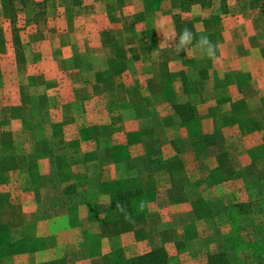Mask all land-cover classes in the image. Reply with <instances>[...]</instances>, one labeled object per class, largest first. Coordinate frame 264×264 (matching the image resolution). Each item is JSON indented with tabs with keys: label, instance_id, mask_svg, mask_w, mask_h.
I'll return each mask as SVG.
<instances>
[{
	"label": "crops",
	"instance_id": "crops-1",
	"mask_svg": "<svg viewBox=\"0 0 264 264\" xmlns=\"http://www.w3.org/2000/svg\"><path fill=\"white\" fill-rule=\"evenodd\" d=\"M164 27L166 37L185 27L207 35L219 45L218 59L194 46L179 55L170 44L161 47ZM13 33L22 41L18 50ZM263 96L264 0H0V157L8 154L17 165L0 187L11 194L0 202V264H104V254L130 235L107 236L119 221L99 225L88 260L87 225L95 213L79 203L75 227L66 213L54 215L49 203L61 184L51 170L64 162L66 175L102 187L140 158L159 157L167 170L184 159L191 166L188 137L214 135L213 125L201 123L215 121L216 104L225 105L224 119H237L233 104H257ZM188 101L197 105L189 123L195 133L175 111ZM224 129L225 163L253 177L225 184L257 185V172L248 171L264 167V143H249L255 131ZM202 147L198 154L210 167L214 146Z\"/></svg>",
	"mask_w": 264,
	"mask_h": 264
},
{
	"label": "rangeland",
	"instance_id": "rangeland-1",
	"mask_svg": "<svg viewBox=\"0 0 264 264\" xmlns=\"http://www.w3.org/2000/svg\"><path fill=\"white\" fill-rule=\"evenodd\" d=\"M39 10L42 11V8L40 7ZM9 15L10 20L13 19L16 16L15 10L12 13L14 17ZM9 27L14 30L13 20ZM26 39L24 38V41ZM11 42L15 46L18 44V47H23L18 33H13ZM189 85L191 81L185 80L184 89L188 95ZM261 99H264V96ZM261 99L257 104H253L252 100V103L242 105V109L238 110L237 119L236 117L224 119L225 105L216 104L215 121L202 120L201 123L202 128H208L209 123L210 126L213 125L214 135L188 137L193 140L195 146L194 161L191 166H188V160L184 159L180 162L181 168L167 170L161 166L159 157H154L152 160L140 158L136 168L125 169L123 177L108 181V184L102 187L90 186L89 183L93 182V179L62 176L59 174L60 169L53 168L51 172L56 177L55 181L61 184V195L57 198L62 196L63 188L67 183L73 184L75 190V194L72 195L74 205H67L64 208L58 206L54 211L61 213L60 215L66 213L69 225L72 227L79 224L77 221L79 203L86 205L84 209L88 214L89 211L95 213L90 217L93 221L89 220L87 225L89 229L86 232L87 245H83L87 248L88 260L92 254H96L92 244L95 243L97 234L101 233L97 227L119 221L120 229L107 236L111 235L114 238H119L121 234L130 236L123 237V247L111 249L104 254V264H112L120 257L129 259L159 246L167 251L169 264H208V261L210 264H264V167H252L249 171L247 168L249 173L257 172L255 179L257 185H243L242 189H239V186H228L225 182L236 179L235 177L243 178L245 179H242L243 181L248 180V182L253 181V177L249 174L247 177H242V171L238 168H229L224 161L223 153L227 143L224 128L233 125L247 132H257L256 135L248 137L251 145L264 143V102ZM190 103L196 108L197 105ZM200 108L205 110L203 105H200ZM191 122L192 120L184 123ZM189 125L188 130L192 128L195 133L197 126ZM231 139L235 142L233 137ZM208 144L214 146L213 155H210V158H214V162L210 167L202 161L206 157L198 154V150ZM260 148L264 149V146ZM204 154L208 156L207 151ZM260 155L264 156V153ZM64 165L63 162L62 171L66 170ZM12 171L14 170H8L1 175L4 183L9 179L7 173ZM5 190L4 188L3 191ZM129 191L134 193V199H125L130 202L131 219L115 218L114 209L119 201V195ZM9 193H1L2 198L9 197L11 195ZM95 194L115 195V199L104 203L93 201L96 200ZM92 195L94 197L88 202H81V198L86 199ZM141 202L144 203L143 209L139 207ZM49 204L51 206V203ZM177 206L178 210L175 209ZM99 212H104V215ZM103 234L106 236L104 232ZM89 246L94 247L92 251ZM106 247L110 245L107 244ZM70 248L74 249V247ZM88 264L95 262L89 260Z\"/></svg>",
	"mask_w": 264,
	"mask_h": 264
},
{
	"label": "trees",
	"instance_id": "trees-1",
	"mask_svg": "<svg viewBox=\"0 0 264 264\" xmlns=\"http://www.w3.org/2000/svg\"><path fill=\"white\" fill-rule=\"evenodd\" d=\"M18 48H20V46L19 47L17 46V50H18ZM261 101L264 102V99H261ZM242 105L243 104L238 106V105L234 104L231 107L232 113L235 115V112H239L238 110L242 109ZM195 109H196L195 106H193L192 103H190V102L189 103L186 102L184 104H179V105L175 106L176 114L180 117L181 122L193 120L195 118L194 116L196 114ZM16 166L17 165H16L15 158L8 156V154H6V156L1 155V157H0V185L3 183V179L1 177V175L8 170H15ZM54 168L60 169L59 174H61L62 176L66 175L65 171H62L63 167L59 168V167L55 166ZM67 177H69V175H67ZM73 194H75L74 185L69 184V183L65 184V186L63 188L62 196H60L57 199L54 198L51 201L52 213L54 215H57V214L60 215L61 213H57L54 211L56 207L60 206V208H64L67 205H72V204L74 205V202H73L74 196H72ZM2 196L3 195L1 194V191H0V202H2L4 200L2 198ZM127 198L129 200L134 199V193L129 191V192L120 194L118 203L124 205L127 208L128 212L130 213V211H131L130 202L125 200ZM114 213H115V215H114L115 218H123L124 217V215H122L121 213H119L116 210V207L114 209ZM119 256H121V255H119ZM112 264H169V255H168V253L164 247L159 246V247L153 248L149 252H146V253L138 255V256H134V257L129 258V259L120 257V259L116 260ZM208 264H210L209 261H208Z\"/></svg>",
	"mask_w": 264,
	"mask_h": 264
},
{
	"label": "clouds",
	"instance_id": "clouds-1",
	"mask_svg": "<svg viewBox=\"0 0 264 264\" xmlns=\"http://www.w3.org/2000/svg\"><path fill=\"white\" fill-rule=\"evenodd\" d=\"M159 32L162 33L164 37L160 46L163 47L166 43L170 44L173 47L176 55H179L181 52L188 53L191 51V47L194 46L200 51L202 55L206 56L208 59L213 61L218 59L216 53L219 48V45L214 44L207 35L201 34L197 37L187 27L183 28L179 34H176L174 31H172L171 34L167 37L164 34L165 32H167L166 27L163 28V31ZM139 207L140 209H143L144 203L141 202ZM116 210L122 215H124L125 220L131 219L129 212L124 205L117 203Z\"/></svg>",
	"mask_w": 264,
	"mask_h": 264
}]
</instances>
